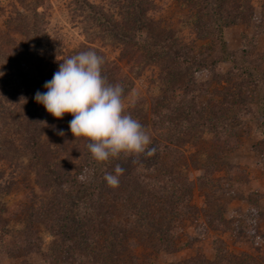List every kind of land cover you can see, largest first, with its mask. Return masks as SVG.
<instances>
[{
    "label": "rangeland",
    "instance_id": "1",
    "mask_svg": "<svg viewBox=\"0 0 264 264\" xmlns=\"http://www.w3.org/2000/svg\"><path fill=\"white\" fill-rule=\"evenodd\" d=\"M127 1L0 0V264H71V233L59 231L68 221L86 231L94 224L83 216L113 204L106 194L85 198L96 176L84 147H73L81 139L18 76L44 65L30 73L37 82L79 50L121 67L126 114L144 126L149 148L168 144L184 164L189 194L188 248L157 258L153 241H137L107 263H216L225 252L224 264H264V0H136L128 13L143 20L138 40L137 23L116 21ZM17 49L25 60L14 59ZM53 145L58 161L43 155Z\"/></svg>",
    "mask_w": 264,
    "mask_h": 264
},
{
    "label": "trees",
    "instance_id": "2",
    "mask_svg": "<svg viewBox=\"0 0 264 264\" xmlns=\"http://www.w3.org/2000/svg\"><path fill=\"white\" fill-rule=\"evenodd\" d=\"M127 2L125 6L127 11L125 22L123 21L124 17L116 21L122 26H125L127 23L129 25L137 23L133 28L138 40L141 39L139 34L142 33L144 28L142 25L143 20H141L142 18H136L137 15L135 11L131 14L128 13V11L133 10L131 9L133 7L131 3L138 1L129 0ZM217 25L218 24L214 22V26L217 28L216 31H222ZM161 49L166 50L163 47ZM80 52L83 51L79 50L78 53ZM12 54L14 55V59L18 61L27 58V53L22 55L20 49L13 51ZM97 54L104 57L101 52H97ZM104 60L105 63L102 66V75L111 84L119 83L123 87L126 86L124 85V79L121 78L123 76L121 75V67L115 65V63L111 62L108 58L104 57ZM44 67V65L39 66L31 64L28 65V69L24 71L25 73H21V75L18 74L19 77L21 76V81L24 82L25 87L32 88V92H35V94L37 91L45 92V82L51 80L53 77L54 72L50 71L47 65L46 68L48 69L39 72L41 75H38L44 76L45 78L34 82V78L30 76V73H32V70L38 73V71L42 70ZM33 82L35 86L32 85ZM63 118L65 120H62V122H66V125L69 127V121L73 118L72 115L65 114ZM3 120L5 119H1V122H3ZM166 123H168L167 120ZM80 139V141L75 139L77 141L74 142L73 147L77 150L84 147L83 157L86 163L93 166V176H96L94 179L95 184L85 189L87 190L85 198L92 201L94 198H97L100 202L102 200V195L106 194L113 204H111V206L109 202L103 203V201H101L97 210L89 211L91 214L87 213L83 216V219L85 218L87 221L94 224L92 228L86 225L89 228L86 231H84L83 228L85 226L83 225H80V228H75L76 225H73L72 221H68L71 224L66 223L65 226H63L66 227V229L59 231L60 233H71L70 237L67 239L69 240V242H67L69 245L67 243L65 245L67 260L71 264H108V260L113 257H118V262L120 255L123 254L124 251L127 252L129 247L133 246V243L137 241L140 242L138 245L153 241L150 245V248L153 249L150 254H154L157 258L162 253L175 256L188 248V245H185L181 241L182 231L184 229L183 222H185L189 216V213L185 212L189 208V204H187L189 194L186 190L185 179L183 177L182 165L184 164L181 162V164L178 165L176 160H174V155H172L173 151L169 145H163V147H160V145L158 147V145L156 146V144H153L157 156L159 155V159H155L154 155L148 156V159L146 154H141L139 156H126L121 154L118 159L97 162L92 158L88 150L87 144L89 141L82 137ZM7 144H10L9 141ZM153 147L151 146L150 148ZM57 149H60V147L56 148V146H51L50 151L43 154L44 157L47 160L52 158L58 161V157L55 155L57 151L60 153V150ZM116 165H120L125 171L119 178V185L113 188L108 186L104 176L106 173L115 174L114 169ZM55 214L56 213H54V215ZM64 216L67 217V215ZM84 222L85 221H83L82 224H84ZM122 235L125 236L122 237ZM92 237L94 243H92V240L88 241V239H92ZM185 241L188 243L190 242L189 239ZM224 253L225 252L221 254L219 261L216 263L203 255H199L197 257L183 259L180 263L175 262V264H224V261H226ZM229 260L233 259H227L228 262H230ZM22 264H29V262H23ZM148 264L158 263L150 260Z\"/></svg>",
    "mask_w": 264,
    "mask_h": 264
},
{
    "label": "clouds",
    "instance_id": "3",
    "mask_svg": "<svg viewBox=\"0 0 264 264\" xmlns=\"http://www.w3.org/2000/svg\"><path fill=\"white\" fill-rule=\"evenodd\" d=\"M58 61V71L45 82L46 91H37L34 99L57 120L72 115L69 129L75 138L89 141L87 147L93 159L105 162L121 154H155L156 149L148 147L151 138L144 126L125 112L123 86L109 83L102 75V56L89 50ZM57 134L65 135L63 130ZM124 171L116 165L115 174L106 173L108 186L117 187Z\"/></svg>",
    "mask_w": 264,
    "mask_h": 264
}]
</instances>
